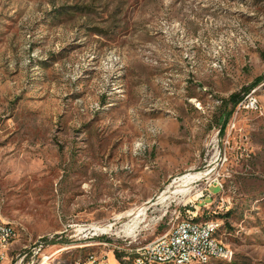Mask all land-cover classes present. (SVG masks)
<instances>
[{"label": "rangeland", "instance_id": "374dc122", "mask_svg": "<svg viewBox=\"0 0 264 264\" xmlns=\"http://www.w3.org/2000/svg\"><path fill=\"white\" fill-rule=\"evenodd\" d=\"M263 75L264 0H0V219L23 228L12 264L40 237L44 264H130L118 256L165 231L170 202L219 176L230 210L198 220H222L234 257L212 264H264V83L246 90ZM236 93L258 109H233Z\"/></svg>", "mask_w": 264, "mask_h": 264}, {"label": "built area", "instance_id": "2783aa9c", "mask_svg": "<svg viewBox=\"0 0 264 264\" xmlns=\"http://www.w3.org/2000/svg\"><path fill=\"white\" fill-rule=\"evenodd\" d=\"M240 108L258 109L253 103V95H249L240 104ZM126 170L131 167L126 165ZM194 183V182H193ZM212 188L221 190L218 195L211 193ZM200 194L195 200H178L170 202L160 217L161 225L165 231L153 240L141 245L128 256L120 257L122 262L130 261V264H212L214 261L231 262L234 257L233 249L218 238L223 227L221 219L198 220L202 209L213 215L226 213L230 210L229 202H226L224 184L221 176L211 181L207 187L198 190ZM207 199H211L205 202ZM201 205H203L201 207ZM108 228V227H107ZM112 228V227H111ZM110 228V229H111ZM92 229V228H91ZM23 228L17 223L0 219V264H12L11 256L14 245L21 240ZM120 239L127 242L131 235L123 230ZM99 235H107L97 231ZM50 237V236H49ZM47 238L40 237L31 245H25L16 257L15 264H36L39 259L49 260L45 256ZM132 242H129L130 245ZM108 246V244H104ZM114 251H126L120 246H114ZM121 256V254H120ZM106 257L98 258L90 255L82 264H108ZM126 263V262H125Z\"/></svg>", "mask_w": 264, "mask_h": 264}, {"label": "bare ground", "instance_id": "6f19581e", "mask_svg": "<svg viewBox=\"0 0 264 264\" xmlns=\"http://www.w3.org/2000/svg\"><path fill=\"white\" fill-rule=\"evenodd\" d=\"M140 142V141H139ZM138 144V143H137ZM138 146H139V144H138ZM137 147V146H136ZM140 148V147H139ZM145 149V148H144ZM133 152H135V151H133ZM141 152V151H140ZM145 153V152H144ZM141 155V154H140ZM205 176H208V174H203V173H197V174H188V175H186V176H184V177H182L179 181L181 182V185H180V189L179 190H176V191H174V192H172L171 194L173 195V194H177V193H186L188 190H189V186L193 183V182H196V181H198V180H202L203 179V177H205ZM169 192V191H168ZM167 193H163L162 194V197H161V200H164V199H167ZM144 213H145V209H141L137 214H135L136 215V217L135 218H137V217H139V216H142V215H144ZM134 215V213L133 214H131V213H128V216H133ZM134 226H128L127 228H126V232L128 233V234H132L135 230H136V228L138 227V222H134ZM110 227H112V225L111 226H108V228L110 229ZM108 228H106V229H102V228H98V227H93V229L95 230V231H102V232H107L108 231Z\"/></svg>", "mask_w": 264, "mask_h": 264}, {"label": "trees", "instance_id": "16d2710c", "mask_svg": "<svg viewBox=\"0 0 264 264\" xmlns=\"http://www.w3.org/2000/svg\"><path fill=\"white\" fill-rule=\"evenodd\" d=\"M262 83H264V75L257 78L254 83L251 84L250 88H246L247 91H251L252 89H255L256 87H258L259 85H261ZM242 100V96L240 93H236L231 95V97L228 100V104L231 105L233 107V109H235ZM232 115V112H230L228 114V116L226 117V119H228L230 116ZM121 256L119 255L118 258H120Z\"/></svg>", "mask_w": 264, "mask_h": 264}, {"label": "crops", "instance_id": "0c3cea01", "mask_svg": "<svg viewBox=\"0 0 264 264\" xmlns=\"http://www.w3.org/2000/svg\"><path fill=\"white\" fill-rule=\"evenodd\" d=\"M123 79H124V77H123L122 79H120V83L122 82ZM119 86H121V88H123L122 83H121V85H119ZM122 91H124V89H123ZM121 97H124V95L121 96ZM72 141H73V140H72ZM67 145H69L70 147L73 148L75 145H78V144L76 143V139H75L74 142H68ZM7 222H14V223H16L15 221H7Z\"/></svg>", "mask_w": 264, "mask_h": 264}]
</instances>
